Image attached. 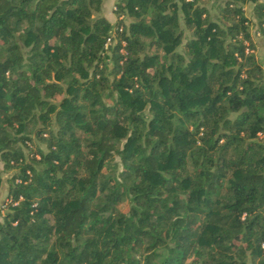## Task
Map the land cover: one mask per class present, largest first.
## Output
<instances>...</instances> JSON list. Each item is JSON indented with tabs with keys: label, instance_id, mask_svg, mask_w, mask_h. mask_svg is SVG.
Here are the masks:
<instances>
[{
	"label": "trees",
	"instance_id": "trees-1",
	"mask_svg": "<svg viewBox=\"0 0 264 264\" xmlns=\"http://www.w3.org/2000/svg\"><path fill=\"white\" fill-rule=\"evenodd\" d=\"M103 3L0 0V264H264V0Z\"/></svg>",
	"mask_w": 264,
	"mask_h": 264
},
{
	"label": "rangeland",
	"instance_id": "rangeland-1",
	"mask_svg": "<svg viewBox=\"0 0 264 264\" xmlns=\"http://www.w3.org/2000/svg\"><path fill=\"white\" fill-rule=\"evenodd\" d=\"M112 2V1H111ZM105 5L108 6V2H105ZM112 6V4L110 5ZM246 11L250 16H253V2H248L246 4ZM255 26H253V32H254V40L256 42V54L258 55V57L260 58V60L262 61L263 65H264V39L260 36L257 35L255 32ZM0 167H3V162L0 159ZM10 172L8 171H4L3 172V176H4V183L2 186V190L0 192V207H3V203L5 201V199L7 198V188H8V183L6 181V178L8 177ZM121 207L124 211H127L129 209V204L128 201H124L121 204Z\"/></svg>",
	"mask_w": 264,
	"mask_h": 264
},
{
	"label": "crops",
	"instance_id": "crops-1",
	"mask_svg": "<svg viewBox=\"0 0 264 264\" xmlns=\"http://www.w3.org/2000/svg\"><path fill=\"white\" fill-rule=\"evenodd\" d=\"M112 1V2H111ZM116 0H104L103 3V13L109 17L111 21H115L117 19V16L114 12V3ZM105 2H108V6L105 5ZM112 4V6H110Z\"/></svg>",
	"mask_w": 264,
	"mask_h": 264
},
{
	"label": "built area",
	"instance_id": "built-area-1",
	"mask_svg": "<svg viewBox=\"0 0 264 264\" xmlns=\"http://www.w3.org/2000/svg\"><path fill=\"white\" fill-rule=\"evenodd\" d=\"M112 41V38L111 37H109L108 38V42H107V45L110 43Z\"/></svg>",
	"mask_w": 264,
	"mask_h": 264
}]
</instances>
